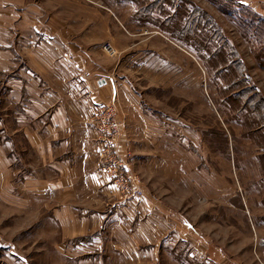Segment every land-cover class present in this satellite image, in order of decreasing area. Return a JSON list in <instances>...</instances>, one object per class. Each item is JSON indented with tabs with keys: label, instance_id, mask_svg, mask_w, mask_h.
<instances>
[{
	"label": "rangeland",
	"instance_id": "obj_1",
	"mask_svg": "<svg viewBox=\"0 0 264 264\" xmlns=\"http://www.w3.org/2000/svg\"><path fill=\"white\" fill-rule=\"evenodd\" d=\"M0 10L18 68L20 43L39 29L36 42H67L105 71L132 170L168 220L158 264H264V0H1ZM186 26L198 42L227 43L229 63L210 67L180 31ZM18 68L0 75V146L9 143L15 187L34 164L8 95ZM122 83L139 102L144 128L138 118L125 127ZM22 215L0 194V264H73Z\"/></svg>",
	"mask_w": 264,
	"mask_h": 264
},
{
	"label": "crops",
	"instance_id": "obj_2",
	"mask_svg": "<svg viewBox=\"0 0 264 264\" xmlns=\"http://www.w3.org/2000/svg\"><path fill=\"white\" fill-rule=\"evenodd\" d=\"M5 15L0 10V17ZM0 26V75H8L18 68L10 50L13 34L7 21ZM37 34L39 29L25 34L19 45L26 53L24 65L7 84L9 100L19 107L18 131L31 147L34 164L22 171L25 180L19 178L15 187L9 143L0 146L2 201L31 217L40 238L55 243L56 255L65 262L158 264L168 220L147 191L144 199H125L101 168L107 144L96 113L111 102L113 85L98 81L105 71L70 52L67 42H36ZM118 94L125 127L138 118L144 128L145 115L134 93L122 83ZM119 145L124 151L131 146L125 138Z\"/></svg>",
	"mask_w": 264,
	"mask_h": 264
},
{
	"label": "built area",
	"instance_id": "obj_3",
	"mask_svg": "<svg viewBox=\"0 0 264 264\" xmlns=\"http://www.w3.org/2000/svg\"><path fill=\"white\" fill-rule=\"evenodd\" d=\"M105 51L114 55L116 50L110 44L104 46ZM104 80L101 78V82ZM118 109L115 102H109L96 113V123L102 133V138L107 147L101 154L100 164L102 170L113 179V183L119 189L125 199H144L146 193L141 185V180L131 169L130 153L120 149V138L123 131V123L117 116Z\"/></svg>",
	"mask_w": 264,
	"mask_h": 264
},
{
	"label": "trees",
	"instance_id": "obj_4",
	"mask_svg": "<svg viewBox=\"0 0 264 264\" xmlns=\"http://www.w3.org/2000/svg\"><path fill=\"white\" fill-rule=\"evenodd\" d=\"M189 28L194 29L193 27L186 26V27L182 28L181 30L180 29L179 30L183 32V33L182 32L181 33L184 36L189 35L191 37L190 39H192L193 41L195 40L194 42L196 44V47L199 50L205 51V53L208 54L209 57L208 58L206 57L205 60H206L207 64L210 65V67H212V68L213 67H219L221 65L223 66V65H226L229 63V56L227 55V48H228L227 43L218 47L217 45L213 44L214 41H213V39L211 40V38L207 43H204L205 42L204 40H200L201 41V43H200V41L199 42L197 41V37L195 36V34L192 35V32L190 31L191 29H189ZM184 31L187 32L186 35H185ZM205 37L207 39L209 38L208 36H205ZM227 70H228V75H226V77L228 78L227 81L230 85L229 90H231L232 88H233V90H235L236 85L238 84V81H237L238 79L235 75H233L235 73L234 70H232L231 72H229V69H227ZM230 73H232V75H229ZM263 102L264 101H262V100L259 101L260 111H264V103ZM262 117L264 118V114Z\"/></svg>",
	"mask_w": 264,
	"mask_h": 264
}]
</instances>
